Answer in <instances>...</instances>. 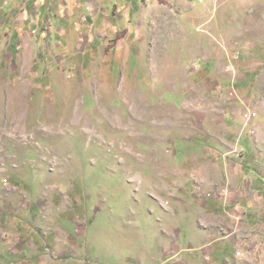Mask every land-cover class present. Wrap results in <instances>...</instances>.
I'll use <instances>...</instances> for the list:
<instances>
[{
    "label": "rangeland",
    "instance_id": "374dc122",
    "mask_svg": "<svg viewBox=\"0 0 264 264\" xmlns=\"http://www.w3.org/2000/svg\"><path fill=\"white\" fill-rule=\"evenodd\" d=\"M70 2L26 45L37 62L0 52V264L134 261L148 208L201 211L215 149L264 176V0ZM168 228L146 264H218ZM256 246L221 264H264Z\"/></svg>",
    "mask_w": 264,
    "mask_h": 264
},
{
    "label": "crops",
    "instance_id": "0c3cea01",
    "mask_svg": "<svg viewBox=\"0 0 264 264\" xmlns=\"http://www.w3.org/2000/svg\"><path fill=\"white\" fill-rule=\"evenodd\" d=\"M88 1L71 0L70 3L74 5L76 2H80L81 8H83L88 4ZM61 2L62 0H0V52L2 49L6 52L5 59L11 58L13 61L12 57L7 54L12 55L16 51L15 55L21 57H28L29 54H32V62H37L35 57L37 51L33 48L31 51L28 50L29 47L26 45H35L43 39L41 35L44 34L40 28L43 27L46 18L49 21L56 20V18L61 19V15L58 13L61 10ZM33 31L34 35L31 33ZM27 60L30 59L27 58ZM205 155V158L216 159L217 162L203 161L207 166L199 171V188L201 187L203 192L210 191L208 193L211 197L206 195L203 197L202 204L199 206L201 211L195 213L197 220H193L195 214L187 210L191 206L188 204L190 201L187 203L183 199L181 200L182 205L176 200L174 201L177 203L165 204L162 211L166 215L161 214V207H155V209H159V215L156 210L153 212L148 208L145 220L141 217L139 220H134V236L136 241H140L139 245H136L137 251H134L133 254L134 261H131L129 255H125V258L119 257L117 261H120L121 264L157 262V255H160L162 250L168 252L170 245L175 244V241L171 239L172 227L168 228L171 222L175 230L182 235L184 229L190 231L189 234L187 233V246L184 247L186 251L194 252L195 250L196 253L204 255V257L212 256L213 261L218 264H221L223 259L232 258L238 251L242 252V254L240 253L242 258V255L253 250L254 242L257 243L256 252L261 247L264 249V234L257 239L254 236L256 227L264 230V176L261 174L260 168H254L255 170L251 167L248 168L250 157L254 154L251 156V152H248L241 156L245 162L238 164L235 169L226 167L224 161L220 163V159H227V155L237 156L232 150L224 154L215 149ZM210 166H215V168ZM225 175L226 177H224ZM258 206H262V215L257 214ZM176 209L181 210V216L176 215ZM260 217L263 224L258 226ZM226 218L235 220L230 228L228 226L223 230L220 221ZM208 219L212 224L206 226ZM142 220L147 221L144 226L150 225V231H159V234H150L148 237V233L141 223ZM53 264L60 263L54 262Z\"/></svg>",
    "mask_w": 264,
    "mask_h": 264
}]
</instances>
